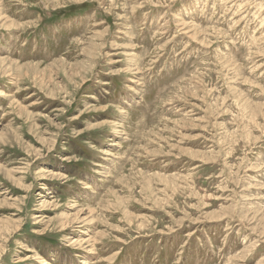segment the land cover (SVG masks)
I'll use <instances>...</instances> for the list:
<instances>
[{
	"label": "rangeland",
	"instance_id": "1",
	"mask_svg": "<svg viewBox=\"0 0 264 264\" xmlns=\"http://www.w3.org/2000/svg\"><path fill=\"white\" fill-rule=\"evenodd\" d=\"M0 264H264V0H0Z\"/></svg>",
	"mask_w": 264,
	"mask_h": 264
},
{
	"label": "bare ground",
	"instance_id": "2",
	"mask_svg": "<svg viewBox=\"0 0 264 264\" xmlns=\"http://www.w3.org/2000/svg\"><path fill=\"white\" fill-rule=\"evenodd\" d=\"M244 112V111H243ZM164 177V176H163ZM48 263V262H47Z\"/></svg>",
	"mask_w": 264,
	"mask_h": 264
}]
</instances>
